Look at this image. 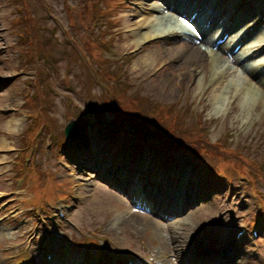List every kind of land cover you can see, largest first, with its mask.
Instances as JSON below:
<instances>
[{"label":"rangeland","instance_id":"374dc122","mask_svg":"<svg viewBox=\"0 0 264 264\" xmlns=\"http://www.w3.org/2000/svg\"><path fill=\"white\" fill-rule=\"evenodd\" d=\"M92 1L94 0H90V2ZM112 1L105 2V5L109 6ZM150 1L151 6L159 10L150 16V24L153 21V25L149 24L141 33L155 28H161V30H155L153 34L155 39L145 40V43L142 42L144 46L141 44L139 47L135 43H130L134 42V38L128 35L127 30L123 29L127 28L126 26L122 28L123 23L121 22L125 21L127 14L133 13L132 10L136 8V3L142 2V0H122L123 4L119 5L120 11L117 14L119 20L117 27H113V22H110L109 26L102 27L100 25L98 27L91 15L90 8L93 7V4L90 5L89 0H0V147L7 146L0 148V158L3 157L4 160L8 159L9 161L8 164H0V191H3L0 193V203L12 198V196L8 197L6 192L16 188L17 181L15 180L18 175L13 168L14 158L20 155L18 151L24 147L21 145L20 136L25 133L29 122L32 121L31 116L24 114V112L27 114L26 111H20L24 99L26 100L22 95L24 93L26 95L30 90L33 91V79L37 76L38 70L39 74L43 70L48 78V87H52L47 99L49 101L47 108L52 116L47 124L48 135L51 137L47 136L44 143H40L41 149L48 150V154L41 158L46 159L49 167L46 161L43 162L44 166L36 167V157L32 155L35 161L28 167L23 166L19 170L23 173L22 186L25 187L27 196L30 198L22 200L25 205L34 204L37 208L45 209L46 205H52L53 201L65 200L64 195L67 192H72L71 195L75 192L73 195L79 197V201L74 202L72 212L67 215L68 220L58 219V224H53L51 228L48 224L49 230L58 236L55 240L58 245L72 242L76 247L74 250H80V243L83 244L85 239L92 238L93 240L97 234L101 239L103 251L107 252L105 256L116 259L118 255L134 256L136 254L148 257L154 263L159 264L155 260V254H162L163 248L169 254L167 246L170 241L173 242V235L175 239L178 237L181 254L192 259L189 248H191L194 237L198 236L194 249L197 251L201 246L211 245V233L214 228L216 232H222V228L225 232L228 230L234 240L235 233L246 226L249 229L246 233L248 240L241 247L239 244L236 246L225 245L221 249L227 247H232L234 251L237 248L241 249L242 254L236 255V264H264V227L260 230L258 238H253L250 234V230L258 228L261 224L260 220L264 219L262 213L264 184L262 179L260 180L258 177L255 179V176L244 178L240 167L235 169L234 165L230 164L224 175L228 177L229 174L231 180L222 179L223 184H219L218 177L214 173L212 174L214 166L221 170L220 165L223 162L218 161L217 157L194 158L185 153H176L173 164H167L164 163L166 161L158 160L155 154L146 152L149 167L153 168L156 173L164 171L166 173L163 176L158 175L159 179H164L169 170L179 165L188 166L203 174V180L205 179L204 174L210 175L211 183L203 182L201 187V190L209 189L210 193L194 202L191 209L189 207L186 212L174 216L171 222H168L169 218H161L159 213L155 214L158 211L165 215L160 208L146 210L147 206L151 207V205H146L148 204L147 200L146 204L141 205V208H135L131 198L125 192L124 194L119 192L120 187L114 188L109 181H106L107 179L105 180L103 171L108 170V167H113L114 164L129 169L139 167L138 162L129 160L130 154L118 157L120 149H117V152L112 156L102 146V133L104 135V132L109 133L115 130L114 108L119 112L120 110L126 113L132 111L139 118L144 117L153 122L154 127H157L154 125V123L156 124L154 118L159 111L156 110L157 103L173 105L176 109L183 108L184 110L181 111L184 114L181 117L182 122H178L180 126L176 122V116H173L168 128L163 129L166 134L171 132V136L176 139L193 138L201 134L202 137H209L226 148L232 144L234 148L242 150L248 157L264 160L263 115L254 110L253 114L243 121L244 117H235L239 108L233 109L235 112H228V105L216 102L212 92L207 100L202 99V96L197 95V92L201 90L199 89L201 73L197 77L189 76L181 80L183 72H174L172 67L176 63H172L171 60L178 58L181 61H188L187 53L183 52L185 49H180L178 44H173L161 36L163 30L175 24L174 19L171 21L170 11H165L167 9L162 5V2ZM230 2L232 0L226 2L225 8ZM248 4L250 9L254 10L256 6L264 7V0H249ZM26 5L29 8L28 11ZM97 7L99 8V2ZM171 13L173 12L171 11ZM30 15L34 17L37 34L35 32L32 34L33 23L27 19V17L30 19ZM114 17H116V13ZM218 26L219 23L214 25L211 30ZM212 32L208 34L209 38ZM66 33H68V38L70 35L75 39L85 41V52L84 48L80 47L81 52L84 53L91 54L92 47L88 48L87 43L96 40L97 36L99 39L96 42H102L103 49L104 45L107 46L104 56H107L108 59L102 61L91 59L99 75L92 70V66L86 68L84 61L81 60L83 64L76 60L79 57L67 39ZM25 38L27 41H24ZM31 41L40 42L43 46L44 43L47 44L48 41H51L47 45H52V58L44 59L40 51L39 54H34L37 58L35 60L30 47ZM49 46H44V48ZM109 46L112 47V51L109 50ZM176 46H179V55L175 50H172ZM139 50L142 52L139 55H134ZM148 55L151 56L152 64L149 66L152 70L147 72L146 69L149 66L137 69L138 63ZM222 62L224 61H221L220 64ZM162 65L164 67L154 74L153 70ZM190 67L193 66L190 65ZM240 69V66H237L235 70L238 73L236 77L241 79ZM115 70L119 72L120 76L114 73ZM100 75L103 79L96 81L100 84L93 85L91 79L98 78ZM65 77L68 80L64 79ZM231 78L232 76L229 75L225 83ZM260 78L264 77L260 76ZM65 80L69 82L65 83ZM181 81L183 82L182 86ZM68 83L71 84L70 88L67 87ZM194 83L196 84L195 91L191 96L188 94V88ZM255 83L256 81L251 82L252 85ZM43 88L46 89L44 86ZM120 93L125 94L124 98L120 96ZM37 96L38 93L35 92L34 98ZM12 97L14 102L8 106ZM112 100L115 105L111 104ZM217 105H221L222 108L215 110ZM26 106L28 111L37 109V105L32 99L28 100ZM26 106L24 105L22 108ZM83 116H86V121L95 125L93 135L97 140L95 144L97 153L94 154V165H98L96 168L90 164L93 160L90 152L80 149L84 155L88 154V156H82L84 161H88L87 164L80 166L81 159L78 155L75 156L77 152L72 150L75 148L72 146L74 142L66 143V140L59 142L57 138L52 137L60 135V131L73 117L81 118ZM10 119L13 121L7 122ZM32 127L35 131H40L41 122L38 116L32 123ZM101 128L103 129L102 133ZM38 138L41 139L42 136ZM25 140L32 143L31 150L35 151L38 148V144H34V138L30 135L26 136ZM78 142L83 148L82 142L84 141L79 140ZM12 148L16 150L10 152L9 150ZM30 158L31 155L26 157V164ZM54 167L56 169H53ZM57 171L61 172V176L70 177L71 186L67 185L65 179L62 181ZM75 176H78V179ZM128 178L131 179L132 176L130 175ZM174 179L176 180V178ZM129 186L134 193L146 195L143 193V186L139 181ZM71 195L68 196L69 202H72L74 198ZM116 195L124 201V204H119ZM61 207L62 205L59 203L58 208ZM222 211L227 213L226 218L222 217ZM27 212L28 209L24 205H18L16 201L8 208L5 213L7 219L0 220V246L9 244L11 239H15L17 236V238H22V246L30 249L31 243L27 240L34 233L29 231L32 226L30 223L32 218L33 222H36L38 216L34 215L33 217V213ZM111 212H115V215H122L123 219L126 218L125 221L119 222L118 217L113 218ZM165 212L167 213V210ZM132 214L143 216L137 217L138 222L135 226L127 220ZM0 218L3 217L0 215ZM179 223L182 224L180 228ZM35 226L41 227V224ZM96 226L102 230L99 232ZM171 226H177L178 233L171 230ZM42 227L45 229L44 225ZM40 229L39 238L34 241L35 244L32 246L35 259L39 261L48 247L46 243L48 239L43 240L46 233L42 228ZM110 236H116L115 241ZM20 241V239L13 240V242ZM88 244L89 242L85 245ZM22 248L17 252L18 254ZM23 255L22 253L19 256L24 258ZM7 258L0 257V264H5L4 260ZM20 260L17 259L13 263L26 264L25 260Z\"/></svg>","mask_w":264,"mask_h":264},{"label":"bare ground","instance_id":"6f19581e","mask_svg":"<svg viewBox=\"0 0 264 264\" xmlns=\"http://www.w3.org/2000/svg\"><path fill=\"white\" fill-rule=\"evenodd\" d=\"M225 1L226 0H215V8L211 9V11H209L205 17L206 21L210 20L211 18V26L216 23L218 13L220 16L223 12V8L219 9L222 6L217 8L218 4ZM241 1L242 0H235L232 2L231 7L227 9L228 13H234V7L239 6ZM245 1L248 2V0ZM179 2L181 3L180 0ZM200 2L203 3L202 1ZM142 3L143 4H140V9L134 8L132 10L133 13L127 14L125 21H120L123 23L122 28L126 26L127 28L123 29L127 30L128 35H131L134 38V42L131 41L130 43H135L139 47L141 46L142 42L148 38L151 39L154 36L153 34L155 33V30H161V28H155L154 30L150 29L149 31L141 33L142 30L147 28L150 24L151 14L153 15L154 12L156 13V11L159 10L151 6L149 3ZM180 3L177 2L176 6L174 4H170L174 7L167 6V9H172L178 15L185 16L183 13H181L183 11L180 10ZM246 8L247 6H242L241 11H245ZM169 17H171V21L172 19H174V21L178 20V18L175 20L174 15L169 14ZM228 17L229 24L227 23L228 21L224 23V32L232 30V23L242 19V17L238 16L237 13L233 15L232 22H230V16ZM136 18L139 19L135 20ZM263 21V17H261L260 20L253 18L251 23H249V21L243 27H241V29H239V27L235 30H232L226 37L227 39L225 38L221 41L218 39H209L205 35H203L201 39H193L192 35H189L190 33L188 32L184 34L183 31H178L174 28L171 29L166 36L174 38L177 35H186V40L182 45H180V49L184 48L185 50H183V52L187 53L188 57V61H181L178 58L171 60L172 63H176V65L172 67L173 71L176 73L183 72L181 80H183L184 77L188 78L189 76H196L197 74L201 73L199 82L201 85H207L205 93L210 95L212 92L213 99L216 102L220 103L221 105H230L231 112H235L234 110L239 108L235 114V117L240 118L242 116L244 117V121V119L251 113L253 109H257L259 113L263 115L262 120L264 121V78H260L261 74H263L264 77V30H259V27L262 26ZM150 25H153V21ZM256 32L258 33L257 36H255ZM238 39L240 42L236 47L235 43ZM201 43L204 45H201ZM172 50H175L177 55L180 54L179 46H176ZM241 51L242 55L239 56ZM141 52V50L137 51L135 52V55H139ZM225 56H228L231 59V64L235 63L240 66L242 80L239 77H236V75L238 76L237 70H231L233 67H235V65L229 66L230 68L221 67L222 64L220 63L221 61H224L223 59ZM150 59V55L143 57L136 68L138 69L151 65L152 61H150ZM181 65L183 66L180 67ZM190 65L193 67L189 68ZM146 70H148L147 72H150V70H152L151 66H149ZM229 75H231L232 78L229 79L227 83H225ZM253 81H256V83L252 85L251 82ZM180 84L182 86L183 82L181 81ZM194 91L195 87L191 89V95H194ZM13 102L14 101L12 97V100L8 103V106L12 105ZM221 105H217L215 110L221 109ZM12 121L13 120L10 119L7 122L11 123ZM5 147L7 146L0 148ZM116 167L119 170L122 169L118 166ZM129 170H131L130 174H135L137 168L131 167ZM148 170H141L139 179L144 184L143 193H147V195L155 203L163 204V202L167 201L169 198L174 199L176 195H182L179 197L182 200V204L176 208L179 209L186 206L187 208L190 207L191 209L192 204L196 202V200H198L200 197L204 198L210 193L209 189L201 190V174L188 166H175L169 171L164 179H159L156 176H151V178H149L147 176ZM109 175L110 172H108L107 177ZM151 175H153L152 172ZM174 178H176V180ZM119 180L121 181L124 179L119 178ZM127 184L130 183H128L127 180H124V185ZM164 207H167V205H164ZM111 214L114 216L115 212H111ZM137 217L143 216L141 214H132L127 220L130 221L133 226H135V224L138 222ZM125 219L126 218L123 219V222ZM180 225L182 224L179 223V228ZM170 228L174 232L178 233L177 226H171ZM219 235L220 234L213 233L211 234V237H219ZM172 238L173 242H169L167 249L168 251L175 253V258L178 259V263L169 260L166 256H162L165 264H201L203 262L215 264L216 261H220L219 259L211 258V252H208L207 257L205 256L206 258L203 256L200 261L192 262L193 260L191 258H186L181 254L180 248L178 246V237L175 239V236L173 235Z\"/></svg>","mask_w":264,"mask_h":264},{"label":"water","instance_id":"95a60500","mask_svg":"<svg viewBox=\"0 0 264 264\" xmlns=\"http://www.w3.org/2000/svg\"><path fill=\"white\" fill-rule=\"evenodd\" d=\"M77 124L76 123H70L67 127H66V132H67V136L69 138H74L77 135Z\"/></svg>","mask_w":264,"mask_h":264},{"label":"trees","instance_id":"16d2710c","mask_svg":"<svg viewBox=\"0 0 264 264\" xmlns=\"http://www.w3.org/2000/svg\"><path fill=\"white\" fill-rule=\"evenodd\" d=\"M133 120H136V119H133Z\"/></svg>","mask_w":264,"mask_h":264}]
</instances>
